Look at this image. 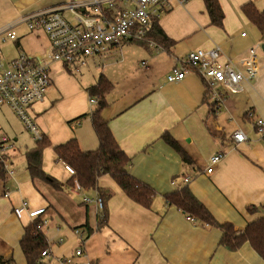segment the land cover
I'll use <instances>...</instances> for the list:
<instances>
[{
  "label": "crops",
  "instance_id": "1",
  "mask_svg": "<svg viewBox=\"0 0 264 264\" xmlns=\"http://www.w3.org/2000/svg\"><path fill=\"white\" fill-rule=\"evenodd\" d=\"M64 1H19V14L11 22L17 29V37L12 40L15 49L6 57V65L22 53L43 54L46 37L29 31L22 18ZM248 1L252 0H218L224 15L219 27L212 24L204 0H190L183 5L171 0L158 15V24L173 45L161 47L150 42L130 56L127 53L132 50L124 53L122 42L102 56L88 58L87 77L83 64L75 68L59 62L50 65L45 97L29 108L41 134L53 148L75 138L82 150L95 149L98 140L87 88L104 74L111 86L105 93L107 104L102 115L119 147L132 159L130 173L150 185L156 195L151 207L144 208L128 198L110 176L103 175L98 186L112 194L105 202L107 216L100 221L93 205L83 203L81 193L66 185L71 175L52 148L43 151L42 168L62 184L57 189L40 181L34 184L25 159L13 156L12 175L0 178V255L12 257L15 264H26L19 240L30 219L13 213L14 206L26 201L30 208H45L41 217L47 223L42 231L49 254L40 257L44 264H62L64 256H73L80 264H264L248 242L235 250L220 245L219 228L189 218L164 199V194L188 186L218 221L230 222L236 229H243L258 217L264 206V140L259 139L246 115L251 110L264 119V44L253 24L249 32L245 30L251 23L240 7ZM191 40L195 47L188 50L183 43ZM214 46L220 48L222 59H236L258 46L262 70L252 81H244L240 90H226L223 101L214 105L216 110L211 112L212 102L203 98L205 82L199 74L190 70L177 82H168L166 75L181 65L189 51ZM230 123L234 127L228 128ZM12 124L15 119L9 115L1 121L0 131L12 134ZM236 129L245 132V141L235 143L231 139ZM166 131L181 144L192 164L184 163L162 139ZM2 136L10 139L2 134L0 140ZM219 151L224 153L222 159L211 173H206L210 157ZM185 177H189L188 182H184ZM5 191L8 196H4ZM248 205L258 206L260 213H249ZM76 228L82 230L84 237L87 229H92L83 243ZM65 239L69 246L60 249ZM81 247L83 254L75 256V250Z\"/></svg>",
  "mask_w": 264,
  "mask_h": 264
},
{
  "label": "built area",
  "instance_id": "2",
  "mask_svg": "<svg viewBox=\"0 0 264 264\" xmlns=\"http://www.w3.org/2000/svg\"><path fill=\"white\" fill-rule=\"evenodd\" d=\"M171 0H65L63 4L26 14L22 20L29 31L41 32L47 39V48L42 56L22 53L9 60L5 67L0 63V105H6L21 120L24 128L39 140L42 136L34 118L29 112L32 104L42 101L45 90L50 83L49 67L59 62L68 68H75L84 64L87 58L106 54L113 46L128 40L145 38L151 17L165 11V5ZM183 5L190 0H173ZM8 39H16L13 23L0 29ZM245 32L241 33L244 36ZM258 46H253L236 59H222V52L218 46L208 49L197 48L189 51L182 59L181 65L175 66L166 75L168 82L182 80L190 70L201 76L209 89L210 101L216 105L225 97L226 90L238 91L242 83L252 81L262 70L259 59ZM91 103L95 100L90 99ZM246 115L251 120L255 133L264 140V119L248 110ZM231 139L241 143L247 139L241 129L234 130ZM13 145L7 136L0 140V165L5 174L12 175L11 161L6 150ZM223 151L216 152L210 157L205 168L211 173L222 159ZM65 169L74 174L73 168L65 164ZM189 177L184 178L188 182ZM72 190L81 193L82 202L93 205L96 216L103 214L104 202L96 190L89 194L74 180ZM8 196V192H4ZM44 207L30 208L26 201L13 207L16 217L26 215L30 222L41 218L39 228H43L47 220L41 216ZM264 215V206L261 208ZM75 233L84 242V234L76 228ZM61 241V239H59ZM49 249L41 252L40 257L47 256ZM83 254L82 247L75 250V256ZM41 262H43L40 259ZM62 264H80L74 261L73 256H64ZM44 264V263H42ZM83 264H89L85 261Z\"/></svg>",
  "mask_w": 264,
  "mask_h": 264
},
{
  "label": "trees",
  "instance_id": "3",
  "mask_svg": "<svg viewBox=\"0 0 264 264\" xmlns=\"http://www.w3.org/2000/svg\"><path fill=\"white\" fill-rule=\"evenodd\" d=\"M204 3L212 24L221 27L224 15L218 0H204ZM240 10L247 20L256 27L264 44V7L259 9L253 1H248L241 5ZM128 42H135L140 45H148V43L153 42L161 47L173 45V40L166 36L158 24V17L155 16L150 19L145 38L128 40ZM204 84L203 98L208 101L209 89L206 83ZM110 86L109 79L104 74H100L96 82L87 88L89 98L95 100V103H92L93 108L90 111V116L98 146L92 150H82L78 141L71 138L64 143L55 145L53 148L57 158L64 164L70 165L74 170V174L71 175L66 185L73 186L74 180H77L84 190H96L102 197L104 209L100 221L105 220L107 216L105 202L112 194L111 190L98 186V179L103 175L110 176L128 198L144 208L149 209L151 207L156 195L155 190L150 185L130 173L129 166L132 159L119 147L108 121L102 115L107 104L105 93ZM211 106L213 108L211 107L210 111L215 112L214 104L211 103ZM161 136L180 155L184 163L192 164L191 157L169 132L166 131ZM49 144L50 141L44 135L39 140H35L34 146L24 153L25 165L34 184L40 181L57 189L62 184L45 173L42 168V153ZM0 178H5V172L1 165ZM164 199L168 205H174L189 218L219 228L221 230L220 245L235 250L243 243L248 242L264 260V215L260 213L258 206L248 205L246 207L249 213H260V215L249 221L243 229H236L230 222L218 221L188 186L164 194ZM41 223L42 219L38 217L24 226V233L19 240V244L25 256L26 264H42L40 262L41 252L49 247L47 237L39 228ZM91 232L92 229L88 228L85 238ZM0 264L15 263L12 257L0 255ZM89 264L94 263L89 262Z\"/></svg>",
  "mask_w": 264,
  "mask_h": 264
},
{
  "label": "rangeland",
  "instance_id": "4",
  "mask_svg": "<svg viewBox=\"0 0 264 264\" xmlns=\"http://www.w3.org/2000/svg\"><path fill=\"white\" fill-rule=\"evenodd\" d=\"M19 1L22 2L24 0H0V29H1V26L9 24L16 19L17 14H19L18 7H17ZM252 1L255 4V6L259 9H262L264 7V0H252ZM251 26L254 27L252 24H248V26H245V30H247L249 32L251 29ZM13 30H17V29H13ZM183 46L185 48H187L188 50H190V49L195 47V43L193 40L186 41L185 43H183ZM121 47H122V50L124 53L132 50V51H130V53H127L130 56L136 55V53H138V51L143 49L142 45L135 43V42H124ZM127 48H129V49L127 50ZM14 49H15V47H14L13 41L8 39L7 37H5V33L0 34V61L3 62V63H1L3 67L6 66V63H5L6 57L9 56L11 53H14ZM87 59L85 60L86 62H84L85 64H83L84 66L82 65L86 69V70H84V74L86 75V77L90 75V73L88 72V71H90V69H88V66L90 65V61ZM112 60L115 61L116 59L112 58ZM83 67H81V69H83ZM63 68L66 69L65 67H63ZM49 75H50V70H49ZM68 75H70L71 77H78L79 76V74H74V75L68 74ZM47 89H48V87L45 90V94H46ZM88 97H89V95H88ZM9 115L14 116L15 124L14 125L12 124L11 128L13 130L15 129V132L13 131V133L10 134L8 131H6L7 133H5V131H0V135H2V134L8 135L10 137L11 141L14 142L13 147L6 150V154L9 157V160H11V161L14 158L13 156H15L16 158H18L19 156H22V160L24 161L23 151L25 150L26 147L31 146L35 140L26 131L21 120L14 113L10 112L8 110V108L5 106H0V126H2L1 121L7 120ZM35 122L37 123L36 119H35ZM232 126L234 127V124L230 123L228 125V128L232 127ZM225 127H227L226 124H225ZM14 137H16V140H13ZM51 148L54 151L53 145L50 142V144L47 145L44 148V150L51 149ZM49 232L52 233L50 230H49ZM68 246H69V243L65 239L64 243L62 245H60L59 248L60 249L65 248L66 249V248H68ZM59 248H57L56 250H59Z\"/></svg>",
  "mask_w": 264,
  "mask_h": 264
},
{
  "label": "bare ground",
  "instance_id": "5",
  "mask_svg": "<svg viewBox=\"0 0 264 264\" xmlns=\"http://www.w3.org/2000/svg\"><path fill=\"white\" fill-rule=\"evenodd\" d=\"M42 56V55H41Z\"/></svg>",
  "mask_w": 264,
  "mask_h": 264
}]
</instances>
